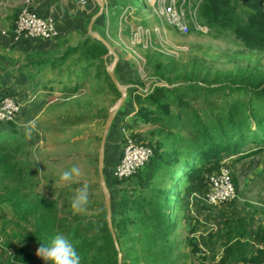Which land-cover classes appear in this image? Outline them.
Returning a JSON list of instances; mask_svg holds the SVG:
<instances>
[{
	"label": "trees",
	"instance_id": "trees-1",
	"mask_svg": "<svg viewBox=\"0 0 264 264\" xmlns=\"http://www.w3.org/2000/svg\"><path fill=\"white\" fill-rule=\"evenodd\" d=\"M128 1L138 14L136 0ZM114 4L101 15L107 10L120 11L125 0H115ZM198 13L201 24L215 38L231 35L250 53H264V0H200ZM17 17L12 19V35ZM140 24L146 26V21ZM93 30L108 40L105 24L95 22ZM79 32L81 38L72 44L62 34L53 40L23 42L20 48L1 46L0 81L25 70L29 84L37 88L32 80L38 73L58 69L57 76L62 77L68 71V81L54 77L43 82L49 90L63 85V98L67 99L82 94L88 81L81 79L91 76L93 67L92 82L97 91L105 86L119 99L121 93L107 72L109 58L104 60L108 48L88 34L85 22ZM79 67L81 73L73 77ZM144 72L163 85H155L143 95L139 87L144 86V80L137 79L127 98L138 106L133 113L136 123L152 129L151 137L137 142L151 146L153 155L132 176L122 180L114 177L113 190L108 188L115 239L108 227L101 185H95L99 186L97 194L86 185L44 192L30 178L25 183V171H30L31 165L21 161L22 150L16 142L20 135L13 122L0 124V213L9 209L16 220L12 221L13 241L8 239L1 250L9 257L0 259V264H180L181 256L187 257L180 254L183 243L176 238L183 205L189 204L192 194L209 188V176L219 172L223 164L231 167L229 160L234 163L264 153V68L255 65L225 72L214 70L204 59L188 64L172 58L165 62L149 52ZM115 76L123 84L116 69ZM6 96L15 94L6 90L0 100ZM8 129H12L11 134L6 133ZM95 164L99 178L98 152ZM104 176L109 185L105 166ZM232 181L237 191L234 175ZM171 200L181 211L176 227L169 213ZM81 202L78 210L94 213L85 216L76 212ZM231 217L220 219L217 231L202 241L192 236L196 226L192 228L184 239L190 253L200 257L204 251L201 242L206 252L217 250L212 251L210 262L203 256L201 264H264V223L251 226L253 216Z\"/></svg>",
	"mask_w": 264,
	"mask_h": 264
},
{
	"label": "rangeland",
	"instance_id": "rangeland-1",
	"mask_svg": "<svg viewBox=\"0 0 264 264\" xmlns=\"http://www.w3.org/2000/svg\"><path fill=\"white\" fill-rule=\"evenodd\" d=\"M104 2H106L105 10L106 7L114 8L115 0H104ZM129 2L125 0L120 11H105V15L99 16L95 21L99 25L105 24L107 42L114 51V54L108 57L110 63L107 64V67L112 68L115 65L114 68L123 81V84L120 85L127 91V97L131 89L135 87L136 82L134 81L137 79L144 78V86L139 87V92L143 95H145L143 89L148 88L149 84L157 83L155 76L148 77L144 72L146 56L149 52L156 53L158 59L165 62L172 58L183 64H188L195 59H204L212 65L214 70L219 69L225 72H234L240 67L255 65L264 68V53H250L231 35L215 38L208 28L206 31L190 30L187 34L182 35L156 15V6H153V0H136V5L140 10L138 14L133 12ZM24 9H29L42 17L52 18L58 35L51 39L31 36L14 39L11 33L12 19H15V16ZM99 9L100 6L96 0H87L84 3L81 0H25L24 2L22 0H0V49L2 47L11 49L17 46L20 48L23 42L53 40L62 34H66L62 37H66L70 44L75 43L82 36L79 29L81 30L85 22L88 30L91 18ZM74 11L77 13L71 15L70 12ZM143 21H146L144 27L149 29L158 27L160 32L153 35L151 41L138 44L135 43L137 41L133 38L132 31L143 26L140 24ZM3 32L6 34L4 35ZM92 32L101 36L93 30V26ZM259 59L261 60L259 61ZM104 60L106 61L105 58ZM87 64L82 63L81 66H87ZM80 67L72 73L73 77L81 73ZM90 70L92 71L91 76L88 75L87 79H81L83 82L88 81L85 89L81 90L82 94H76L67 99L53 94L48 96L47 93L44 98L35 99V96H30L29 99L25 93H21L26 88L25 83L17 80L19 85L16 86L15 95L18 97H15L21 103L22 113L13 121V125L21 134L16 141L22 150L21 161L23 164L31 165L30 171H25L28 177L24 175L23 180L25 183L29 180L28 178L36 181L39 191L46 192L49 189L58 190L72 185H86L92 186L97 194L99 192V186H95L98 183L101 185L100 178L96 174L95 156L100 147L99 139L106 122L103 116L107 109L113 108L120 98L116 100L115 95L105 86L102 90L99 88L97 91L98 87L92 82L95 69L91 67ZM68 74L70 75L68 71H65L59 78L68 81ZM50 77L51 72L47 74L44 81H48ZM96 82L98 85L100 84L99 80ZM5 85L8 84L5 83ZM131 97L133 98V94ZM137 109L135 101L126 98L118 110V116L116 115L114 118V125L111 126L106 139L104 166L110 186L107 182L106 185L112 190L115 179L111 171V160L114 161L122 154L126 139L131 138L142 142L143 138L151 137L152 129L146 130L144 129V127L147 128L146 125L140 122L136 123L133 113ZM131 129L132 131H130ZM227 163L232 164L229 169L231 175L236 178L237 197L235 200L211 206L201 195L190 198L189 204L187 206L184 204L181 209L183 211L182 220L179 219L181 211L175 209V203L170 201L171 210L169 213L172 214L173 225L179 219V233L176 238L183 243L180 254H187V257L186 255L185 257L181 256L180 264L204 263L201 259L203 256L209 257L206 262H210L213 252L217 251L214 249L213 252L210 249L207 252L202 250L200 257L190 253L184 239L191 235L190 230L195 226L196 231L192 236L195 235L202 241L207 238L210 232H215L218 229L217 222L222 218L225 219V216H232L231 218L235 219L241 216L248 218L253 216L250 221L251 226L264 223V153L243 157L234 163L229 160ZM100 188L102 189V185ZM185 200L187 201L186 197ZM196 202L197 204H195ZM79 204L76 212L80 211V214L85 216L94 213L88 209L78 210L83 202ZM2 214L5 216L1 217ZM14 220V213L9 209L0 213V251L8 239L13 241L12 231L15 226L12 221ZM200 246L205 249L201 242Z\"/></svg>",
	"mask_w": 264,
	"mask_h": 264
},
{
	"label": "built area",
	"instance_id": "built-area-1",
	"mask_svg": "<svg viewBox=\"0 0 264 264\" xmlns=\"http://www.w3.org/2000/svg\"><path fill=\"white\" fill-rule=\"evenodd\" d=\"M81 1L84 3L87 0ZM192 1L153 0V6H156L155 13L161 21H166L179 34L185 35L190 30L206 31L207 27L201 24L199 20L198 8L200 0ZM158 32H160V28L158 27L149 29L144 26H139L132 31V36L137 41L135 43L142 44L148 42ZM3 34L5 35L6 32H3ZM57 35L58 30L52 18L42 17L29 9L22 10L15 21L14 39H20L23 36L51 39ZM155 85L163 84H149L148 88L140 90L147 95ZM21 111V103L17 101L15 96L2 98L0 100V124L15 121L19 114L22 113ZM152 155L153 149L151 146L127 138L122 155L115 166L114 177L122 180L132 176ZM199 195L211 206H217L235 200L237 191L232 181L231 171L226 164L221 166L219 172L209 176V188L205 192L194 193L190 198L200 197ZM257 247L262 248L263 246L258 245ZM217 258H219V255Z\"/></svg>",
	"mask_w": 264,
	"mask_h": 264
},
{
	"label": "water",
	"instance_id": "water-1",
	"mask_svg": "<svg viewBox=\"0 0 264 264\" xmlns=\"http://www.w3.org/2000/svg\"><path fill=\"white\" fill-rule=\"evenodd\" d=\"M96 1L99 4L100 9H99L98 13L95 14L90 20V23L88 26V34L91 35L92 37L100 40L108 48V53L104 57L105 59H107L109 56L114 54L112 47L109 45L107 40H105L102 36L96 35L92 32V26H93L94 22L97 20V18L99 16H101V14L103 13V11L105 9L104 0H96ZM114 67H115V65L112 68L107 67V72H108V75L110 76L112 82L114 83L116 88L121 93V96H120L119 101L115 104V106L109 110V113H108V116H107V119H106V122L104 125V129H103L101 140H100V147L98 150V174H99V178H100V183L102 185V193L104 196L105 206L107 209L108 227L112 233L113 238L115 239V233H114V230L112 227L111 195H110L109 189L106 185V180H105V176H104L105 144H106L107 136L109 134V130L113 124L114 118L117 115L119 108L123 105V103L125 102V100L127 98V91L123 87H121V85L118 83L117 78L115 76V72H114L115 68ZM119 263L121 264L120 261H119Z\"/></svg>",
	"mask_w": 264,
	"mask_h": 264
},
{
	"label": "crops",
	"instance_id": "crops-1",
	"mask_svg": "<svg viewBox=\"0 0 264 264\" xmlns=\"http://www.w3.org/2000/svg\"><path fill=\"white\" fill-rule=\"evenodd\" d=\"M25 0H22V2H24ZM71 13V15L72 14H76L77 12H70ZM26 71L25 70H23L21 73H10V74H8L7 76H5L3 79H2V82L0 81V98L2 97V95H3V93L6 91V90H11V92L12 93H14L15 94V90H16V86L18 87V83H17V80L19 79L20 81H21V83H25V89H23L22 91L23 92H21V93H25V95H27L28 97H29V99L31 98L30 96H35V99H38V98H40V97H45L46 95V93L48 94V96H50L51 94H53V95H58V97H60V98H63V94H64V92H63V85H57L56 84V86H55V89L54 90H49L48 88H46L43 84V82H45L44 81V78L47 76V74H49V73H46V72H41V73H38L36 76H35V79H33L32 81H34V82H36L37 84H38V87L35 89V88H32V86L29 84L30 82H29V80H28V77H27V74L25 73ZM58 69H55L54 71H52L51 72V77H50V79H54V77L56 78V77H58L59 78V76H57L58 74ZM46 75V76H45ZM19 81V82H20ZM5 83L6 84H8V85H5ZM8 89H7V88ZM44 88H46V89H44ZM24 95V96H25ZM15 96H17L18 97V95H15ZM46 99V98H45ZM133 113V112H132ZM130 114V113H129ZM129 114H127V115H129ZM124 120H125V118H124ZM144 129H148V127L147 128H145L144 127ZM9 130V129H8ZM17 130V129H16ZM130 131H132V129L130 130ZM5 132V131H4ZM11 131H8V132H6V133H9V134H11L10 133ZM17 133H18V130H17ZM19 134V133H18ZM19 135H21V134H19ZM118 156V155H117ZM117 158L118 157H116V159H114V161L113 160H111L112 161V165H111V171H112V173L114 172V168H115V166H116V164H117V162L119 161V158H118V160H117ZM195 201H197V199H195ZM195 204H197V202L195 203ZM197 208V207H196ZM263 224V223H262ZM261 225V224H260ZM3 247V246H2ZM2 255V256H1ZM3 257V258H2ZM8 257H9V253H3L2 251H0V259L2 260V261H5V260H7L8 259Z\"/></svg>",
	"mask_w": 264,
	"mask_h": 264
}]
</instances>
